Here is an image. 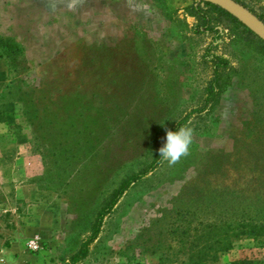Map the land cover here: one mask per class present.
I'll use <instances>...</instances> for the list:
<instances>
[{
	"label": "rangeland",
	"instance_id": "obj_1",
	"mask_svg": "<svg viewBox=\"0 0 264 264\" xmlns=\"http://www.w3.org/2000/svg\"><path fill=\"white\" fill-rule=\"evenodd\" d=\"M74 1L72 12L53 7L66 20L44 6L49 18L26 21L24 45L0 36L23 50L0 40V264H70L110 194L149 167L166 131L192 113L188 154L132 184L78 263L186 264L176 239H217L200 237L213 199L249 178L244 146L264 128L261 44L212 15L213 52L232 70L218 104L198 113L214 36L193 34V0ZM234 1L264 23V0ZM210 264H264V245L240 238Z\"/></svg>",
	"mask_w": 264,
	"mask_h": 264
},
{
	"label": "trees",
	"instance_id": "obj_2",
	"mask_svg": "<svg viewBox=\"0 0 264 264\" xmlns=\"http://www.w3.org/2000/svg\"><path fill=\"white\" fill-rule=\"evenodd\" d=\"M193 1L194 4L189 8L190 14L196 19L193 34L214 36V41L207 47L202 56L204 63L210 66L211 76L205 87V95L201 106L197 110L200 113L212 109L218 104L222 93L229 86L230 72L232 70L229 59L213 52L217 48L216 41L219 39L220 30L213 25L212 15L218 14L230 23L236 24L244 29L249 35L258 40L263 52L264 42L218 6L204 1ZM258 19L262 21L261 18ZM0 40L3 39L0 38ZM3 41L10 51L12 49L14 51L18 50L19 52L23 51L20 45L15 44L14 40L4 39ZM191 115L192 113L186 115L170 130L175 131L183 127ZM253 131L254 129L248 130V136L254 133ZM254 134L257 139L254 142L255 146H244L246 155L248 154L253 158L251 163L244 165L249 172V178L243 183L242 188L235 187L229 192L223 194L218 193L216 196L217 199H213V203H211L215 206L214 209L212 208V211L214 213L216 212V215H214L212 224H205L203 226V229H209V232L200 237L204 238L210 233H213L215 236H218L217 239H176L177 244L180 246V252L187 256L186 264L217 263L219 262L220 256L230 251L234 242L243 237L257 242L260 241L264 245V128L257 129ZM163 160L159 156L158 150L149 167L138 173H133L121 181L119 186L110 194L108 200L98 210L91 236L83 244L79 252L71 258L70 264H78L86 257L88 245L97 237L104 217L110 213L127 189L141 178L153 172L161 165ZM219 206H221L219 208L220 210H217ZM195 231L198 232V228ZM183 233L189 234V229L183 231Z\"/></svg>",
	"mask_w": 264,
	"mask_h": 264
},
{
	"label": "crops",
	"instance_id": "obj_3",
	"mask_svg": "<svg viewBox=\"0 0 264 264\" xmlns=\"http://www.w3.org/2000/svg\"><path fill=\"white\" fill-rule=\"evenodd\" d=\"M60 1L63 4V11H71L74 9V0H0V36L14 37L19 43L24 45L25 34L22 33V28L26 27V21L43 20L49 17L51 20L58 18L68 19L69 13L64 16L60 11L55 16H52L54 5ZM69 3L72 5L71 10H69ZM44 6L47 7L45 10L46 13H51V16H44ZM12 20H18L19 22L14 25L10 23ZM21 21L24 24H21ZM40 51L42 56L44 51L43 49H40Z\"/></svg>",
	"mask_w": 264,
	"mask_h": 264
},
{
	"label": "clouds",
	"instance_id": "obj_4",
	"mask_svg": "<svg viewBox=\"0 0 264 264\" xmlns=\"http://www.w3.org/2000/svg\"><path fill=\"white\" fill-rule=\"evenodd\" d=\"M193 130L190 127H180L175 131H166L163 145L159 148V156L174 163L188 154L192 142Z\"/></svg>",
	"mask_w": 264,
	"mask_h": 264
},
{
	"label": "water",
	"instance_id": "obj_5",
	"mask_svg": "<svg viewBox=\"0 0 264 264\" xmlns=\"http://www.w3.org/2000/svg\"><path fill=\"white\" fill-rule=\"evenodd\" d=\"M209 2L218 6L229 15L234 17L243 26H245L250 32L257 36L264 42V23L261 22L253 13L247 8L237 3L234 0H198Z\"/></svg>",
	"mask_w": 264,
	"mask_h": 264
},
{
	"label": "built area",
	"instance_id": "obj_6",
	"mask_svg": "<svg viewBox=\"0 0 264 264\" xmlns=\"http://www.w3.org/2000/svg\"><path fill=\"white\" fill-rule=\"evenodd\" d=\"M37 237H35L34 239L30 240L27 244V247L29 250L31 251H36L38 248H39V245H38V241H37Z\"/></svg>",
	"mask_w": 264,
	"mask_h": 264
}]
</instances>
